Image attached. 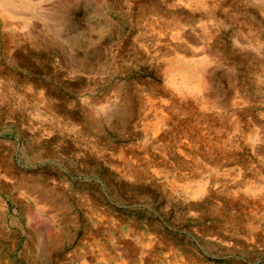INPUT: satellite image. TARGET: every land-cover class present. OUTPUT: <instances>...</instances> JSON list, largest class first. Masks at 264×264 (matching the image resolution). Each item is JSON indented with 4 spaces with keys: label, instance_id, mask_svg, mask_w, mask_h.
<instances>
[{
    "label": "rangeland",
    "instance_id": "rangeland-1",
    "mask_svg": "<svg viewBox=\"0 0 264 264\" xmlns=\"http://www.w3.org/2000/svg\"><path fill=\"white\" fill-rule=\"evenodd\" d=\"M225 18L264 48V0H0V264H264V115L167 89Z\"/></svg>",
    "mask_w": 264,
    "mask_h": 264
},
{
    "label": "crops",
    "instance_id": "crops-1",
    "mask_svg": "<svg viewBox=\"0 0 264 264\" xmlns=\"http://www.w3.org/2000/svg\"><path fill=\"white\" fill-rule=\"evenodd\" d=\"M230 23L225 18L204 28L207 42L198 61L184 49L176 52L183 56V65L168 62L167 66L168 95L177 103L171 108L223 121L229 124L226 130L237 128L242 120L255 124L256 115H264V76L257 72L260 66L264 73V48L257 47L254 28L246 40H240L239 26ZM217 36L223 42L218 50Z\"/></svg>",
    "mask_w": 264,
    "mask_h": 264
}]
</instances>
